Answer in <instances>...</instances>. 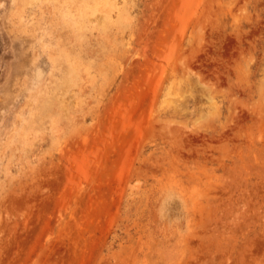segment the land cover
I'll list each match as a JSON object with an SVG mask.
<instances>
[{"label": "rangeland", "instance_id": "rangeland-1", "mask_svg": "<svg viewBox=\"0 0 264 264\" xmlns=\"http://www.w3.org/2000/svg\"><path fill=\"white\" fill-rule=\"evenodd\" d=\"M0 264H264V0H0Z\"/></svg>", "mask_w": 264, "mask_h": 264}]
</instances>
